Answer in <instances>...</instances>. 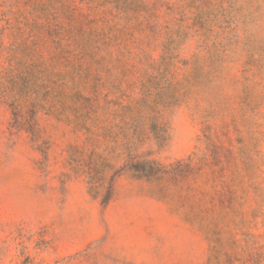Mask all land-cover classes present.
I'll return each mask as SVG.
<instances>
[{"label":"rangeland","instance_id":"1","mask_svg":"<svg viewBox=\"0 0 264 264\" xmlns=\"http://www.w3.org/2000/svg\"><path fill=\"white\" fill-rule=\"evenodd\" d=\"M0 264H264V0H0Z\"/></svg>","mask_w":264,"mask_h":264},{"label":"trees","instance_id":"2","mask_svg":"<svg viewBox=\"0 0 264 264\" xmlns=\"http://www.w3.org/2000/svg\"><path fill=\"white\" fill-rule=\"evenodd\" d=\"M127 171L131 172L132 176L139 180H146V181H161L165 176L169 174L167 171V168L162 166L161 164L157 163L156 161L151 160H143V161H131L129 165L127 166ZM176 179L177 178H187V175H185L183 170H180L176 173ZM101 180L97 181L96 176H91L90 183L92 190L99 192L104 186L101 184L100 186L97 185V183H100ZM112 189L109 191V194L105 196L103 199L104 204H109L111 200Z\"/></svg>","mask_w":264,"mask_h":264}]
</instances>
